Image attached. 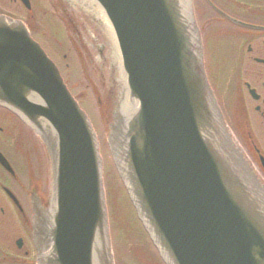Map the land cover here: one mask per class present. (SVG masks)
<instances>
[{
	"label": "water",
	"instance_id": "water-1",
	"mask_svg": "<svg viewBox=\"0 0 264 264\" xmlns=\"http://www.w3.org/2000/svg\"><path fill=\"white\" fill-rule=\"evenodd\" d=\"M93 1L111 23L127 86L110 144L163 258L264 264V188L227 134L190 1ZM0 104L34 126L49 154L53 203L35 220L41 263L112 264L96 134L26 27L2 15Z\"/></svg>",
	"mask_w": 264,
	"mask_h": 264
},
{
	"label": "flooded vegetation",
	"instance_id": "flooded-vegetation-1",
	"mask_svg": "<svg viewBox=\"0 0 264 264\" xmlns=\"http://www.w3.org/2000/svg\"><path fill=\"white\" fill-rule=\"evenodd\" d=\"M196 5L206 59L226 63L213 68L217 75L224 72L221 79L213 78L219 101L228 121L240 126V136L264 176L258 160L264 155V0H197ZM9 11L0 0V13ZM0 264H36L26 186L16 169L11 174L1 165Z\"/></svg>",
	"mask_w": 264,
	"mask_h": 264
},
{
	"label": "rangeland",
	"instance_id": "rangeland-1",
	"mask_svg": "<svg viewBox=\"0 0 264 264\" xmlns=\"http://www.w3.org/2000/svg\"><path fill=\"white\" fill-rule=\"evenodd\" d=\"M52 5V0H37L35 2L36 25L40 28L41 39L53 47L54 56L63 69L66 82L72 86L73 92L79 98V102L89 114L96 128L104 162L105 188L117 264H163L157 249L149 240L135 215L108 148L104 125L107 112L113 107L117 93L110 85L112 81L114 82V76L110 75L113 65L111 46L107 40H103V36L98 33L94 23L89 19L88 26L85 28L87 32L78 37L80 41L76 38L77 35L75 36L72 32L67 35L61 19L64 15L55 10L57 8L55 3L54 8ZM16 15L21 16L19 12ZM89 28L91 30L93 28L94 31H90ZM97 40L104 42L105 46L102 49L101 58L96 57L98 51L95 53L96 48L93 47V44L94 46L97 44ZM76 42L79 43L76 44ZM47 49L49 48L47 47ZM96 75L100 80L97 81ZM101 75H104V78ZM108 77H110L109 80ZM7 119L13 118L9 117L7 112L0 107V121ZM102 119H104L103 124L101 123ZM16 122L24 136L18 134L14 137L16 141L11 148L14 149L16 157L24 160L23 165L28 170L34 166L33 163H36L37 167L47 171V157L43 145L17 119Z\"/></svg>",
	"mask_w": 264,
	"mask_h": 264
},
{
	"label": "bare ground",
	"instance_id": "bare-ground-1",
	"mask_svg": "<svg viewBox=\"0 0 264 264\" xmlns=\"http://www.w3.org/2000/svg\"><path fill=\"white\" fill-rule=\"evenodd\" d=\"M74 1L75 5H78L79 7L84 8L87 12L91 13L96 19H98L99 21H101L104 25H101L102 29L106 32V35L112 40V45H113V49H114V58L115 61H119L120 57L118 54V50L116 48V44L114 43L115 41V37L113 35V32L111 30V27L108 23L107 18L105 17L104 13L101 10H98V6L93 3L91 0H72ZM95 4V6L93 5ZM118 81L119 84L118 86L121 88L122 87V72H121V67L119 66V71H118ZM40 169V168H39Z\"/></svg>",
	"mask_w": 264,
	"mask_h": 264
}]
</instances>
